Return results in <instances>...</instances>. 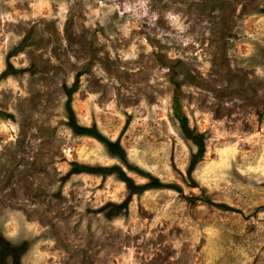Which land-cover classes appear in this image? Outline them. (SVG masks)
<instances>
[{
    "label": "rangeland",
    "instance_id": "1",
    "mask_svg": "<svg viewBox=\"0 0 264 264\" xmlns=\"http://www.w3.org/2000/svg\"><path fill=\"white\" fill-rule=\"evenodd\" d=\"M0 264H264V0H0Z\"/></svg>",
    "mask_w": 264,
    "mask_h": 264
},
{
    "label": "trees",
    "instance_id": "2",
    "mask_svg": "<svg viewBox=\"0 0 264 264\" xmlns=\"http://www.w3.org/2000/svg\"><path fill=\"white\" fill-rule=\"evenodd\" d=\"M71 92H72V90L67 92L68 98H70ZM66 110H68V115H69V126H70V128L73 130V132L75 134L88 136V137H91V138L97 140L98 142H100L103 145H105L109 149V151L112 152L115 156H117L121 161L126 163V160L124 159L123 151H122L121 147L118 145V143L109 142L108 140H106L103 137H101L98 133H96L91 128L78 126L77 123L75 122V119L73 117L72 111L70 110V103H68L66 105ZM182 128H183V131L186 134V136L189 139H191L192 141H195V145H197V146H199L201 148L202 147L201 143L198 142L195 139V137H193L190 134V132L187 130L185 119H182ZM197 157H199V154L195 158H197ZM115 169H117V168H115ZM107 171H109L108 168H101V167H99V168H94V167H75L74 170H73V174H77V173H80V172H86L88 174H96V173L107 172ZM118 173L124 179V181H126L127 184L130 185V187L132 189V192H131L132 195L138 194V193H140L142 191H145L146 188L161 187L162 186V184H160L158 182V180L153 178V177H148L149 178V182H148L147 186H142V185L141 186H134L126 178L123 177V174L119 170H118Z\"/></svg>",
    "mask_w": 264,
    "mask_h": 264
}]
</instances>
